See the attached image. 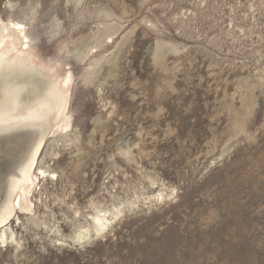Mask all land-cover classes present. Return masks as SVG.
Returning a JSON list of instances; mask_svg holds the SVG:
<instances>
[{"label":"rangeland","instance_id":"rangeland-1","mask_svg":"<svg viewBox=\"0 0 264 264\" xmlns=\"http://www.w3.org/2000/svg\"><path fill=\"white\" fill-rule=\"evenodd\" d=\"M0 21L71 79L0 264H264V0H0ZM41 135L0 134V209Z\"/></svg>","mask_w":264,"mask_h":264},{"label":"bare ground","instance_id":"bare-ground-1","mask_svg":"<svg viewBox=\"0 0 264 264\" xmlns=\"http://www.w3.org/2000/svg\"><path fill=\"white\" fill-rule=\"evenodd\" d=\"M32 50L21 23L0 21V134L35 126L42 128L40 139L18 175L9 181L8 199L0 209L3 238L13 216L19 211L31 210L29 198L40 180L49 175L37 164L47 137L65 131L70 124L66 115L70 76L61 78L53 64L41 60ZM93 221L96 233H103L110 225V221L101 215Z\"/></svg>","mask_w":264,"mask_h":264}]
</instances>
